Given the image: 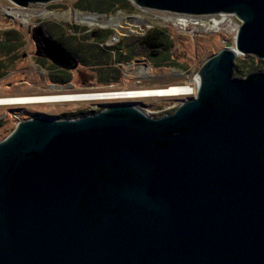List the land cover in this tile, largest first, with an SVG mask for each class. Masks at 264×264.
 Returning <instances> with one entry per match:
<instances>
[{
    "label": "water",
    "instance_id": "obj_1",
    "mask_svg": "<svg viewBox=\"0 0 264 264\" xmlns=\"http://www.w3.org/2000/svg\"><path fill=\"white\" fill-rule=\"evenodd\" d=\"M134 2L234 14L236 49L162 117L119 101L20 121L0 141V264H264V71L235 77L240 54L264 58V0Z\"/></svg>",
    "mask_w": 264,
    "mask_h": 264
},
{
    "label": "rangeland",
    "instance_id": "obj_2",
    "mask_svg": "<svg viewBox=\"0 0 264 264\" xmlns=\"http://www.w3.org/2000/svg\"><path fill=\"white\" fill-rule=\"evenodd\" d=\"M77 3H79V0H57L48 4H32L29 7H20L10 0H0V39L3 40L12 37L16 32L22 37L25 43L18 50L16 56L18 58L17 63L8 70V75L0 78V97L7 98L12 96L19 97L22 95L43 94L58 95L51 94L50 92L48 93L46 85L47 77L43 73L46 67L40 65L35 58V47L31 40L30 28L41 23L50 27L53 26L54 30H57V28L61 26L75 27L78 33L87 29H102V31L108 35V38L105 40L92 39L91 36H86L84 33L75 36L78 45H92L96 46L98 49L102 47L107 48L106 54L102 56V60H97L95 62L103 66H93L91 68L94 71L91 73V80L97 81L104 89L114 92L117 90H139L166 88L173 85H188L195 89V91L170 97L144 96L105 100H91V98L89 100V98H84L87 100L75 99L69 101L63 100L62 102L46 101L39 103L0 105V141L9 136L17 127L18 123L25 120V117L30 118L34 113L41 115L39 111H43L51 116L65 118L67 115L81 111H89V113H91V111L95 110L96 105L100 103L135 101L138 102V106L143 111L154 117H162L168 113H172L180 106L182 99L197 94L198 88L196 90L195 84L196 81L199 80V71L204 63L213 54L220 52L222 49L236 46V36L242 25V21L234 14L197 17L188 15L193 18H201L190 22L189 26L184 28L173 21H164L163 18L169 17L171 14L174 15V13L141 8L134 0H124L122 2L123 7L119 5L120 8H118L117 11L100 13L99 16H101V18H111L114 15H122L126 17V19L143 17L146 21L153 23V25L148 27L149 29L147 28L148 30H144L140 33L119 36L113 28H93L78 24L75 21H64L57 18H43L40 16L44 11L64 12L71 10L72 13L75 14L76 10H80L85 13H99L82 10L76 7ZM15 8L26 12L34 11V14L33 16H29L27 13V15L23 13L15 15L6 11L7 9ZM157 15L159 19L155 18ZM25 18H27L28 21H25ZM74 18L76 19V17ZM213 18L223 21L217 29L210 27L213 24V22H211ZM138 23L136 24L137 26H139ZM157 27L167 31L170 42L173 45L169 61L176 62L177 66H171V64L162 61V66L158 67L155 63L150 61L147 56L139 54L127 60L125 57H128L130 54L128 44L134 43L139 37L145 36L152 29ZM112 39H114L113 42H111ZM96 41H98L99 44H97ZM136 51L142 50L136 49ZM4 56L6 55L2 54L1 58ZM141 68L146 70L145 72H147V75L145 73L140 75ZM254 71H264V58L260 59L254 55L243 54H240L236 58L235 77L247 78V76ZM108 73L113 76L112 82L108 81ZM73 80L74 82L76 81L75 79ZM80 85L81 83L78 82L77 86ZM57 93L62 94L63 92ZM100 110L101 107L96 108V112Z\"/></svg>",
    "mask_w": 264,
    "mask_h": 264
},
{
    "label": "flooded vegetation",
    "instance_id": "obj_3",
    "mask_svg": "<svg viewBox=\"0 0 264 264\" xmlns=\"http://www.w3.org/2000/svg\"><path fill=\"white\" fill-rule=\"evenodd\" d=\"M69 11L72 18L76 17L74 16L76 14L72 13L71 10ZM70 21L76 22V19L74 18ZM30 33L32 43L35 47V58L38 60L40 65L46 67V70H43V73L47 77L46 85L48 93L50 92L51 94H59L57 92H63L62 94H66L87 91L93 93L109 92V90L102 88L97 81L91 80V73L94 72L91 68L93 66H103L98 65L95 62L97 60H102V56L106 54L107 48L102 47L98 49L96 46H84L83 44L82 46L78 45L75 40V36L81 33H84L89 37L91 36L92 39L105 40L108 38V35L105 34L102 29H87L78 33L75 27L61 26L58 27L57 30H54L53 26L50 27L41 23L37 26L31 27ZM6 39L9 40L11 45L15 44V46H17L21 41V36L15 32L14 36L8 37ZM48 39H52L56 43H59L64 53L61 54L56 50H50L46 45V41ZM96 42L99 44L98 41ZM17 54L18 49H15L8 54H4L6 56L1 58L5 64V68H3V70L5 69V71H7L6 75L9 74L8 70L17 63ZM108 78V81L112 82L113 76L110 73H108ZM73 79L76 81L74 82ZM78 82L81 83L80 86H77ZM139 93L140 91H136L131 95H137ZM92 112L95 111H91V113ZM39 113L43 114L45 112L39 111ZM35 115L38 114L34 113L32 116H30V118L34 117ZM27 118L29 117H25L24 119Z\"/></svg>",
    "mask_w": 264,
    "mask_h": 264
},
{
    "label": "bare ground",
    "instance_id": "obj_4",
    "mask_svg": "<svg viewBox=\"0 0 264 264\" xmlns=\"http://www.w3.org/2000/svg\"><path fill=\"white\" fill-rule=\"evenodd\" d=\"M7 12L11 14H28L29 16H33L34 11H22L18 9H7ZM26 14V15H27ZM76 22L81 25H87L90 27H102V28H113L116 30L117 34L119 36L121 35H126V34H134V33H140L142 31L148 30L149 26L153 25L152 22L146 21V19L142 18H135V19H126V17H123L122 15H114L111 18L99 16L97 13H85L80 10H76ZM224 14V13H223ZM181 15V14H179ZM174 13L169 15V17L163 18L165 22H175L184 28L189 26L190 22H193L195 20H198L199 18H193L191 16L185 15V16H179ZM43 18H57L59 20H64V21H70L73 20L74 18L71 17V13L69 10L66 12L60 13V12H50V11H44L43 13L40 14ZM197 17V16H195ZM155 18L159 19V16H155ZM25 21H28L27 18L24 19ZM139 22V23H138ZM197 22V21H196ZM211 22L213 24L210 26L211 28H219L220 24L223 22L221 20H218L216 18L211 19ZM139 24L137 26L136 24ZM148 28V29H147ZM118 38V37H117ZM114 39L111 40L113 42ZM236 49L235 47H233ZM144 68V67H143ZM146 70L140 69V75L145 73L147 75ZM139 74V73H137ZM182 74V73H178ZM145 75V76H146ZM150 76V75H148ZM199 77V76H198ZM199 79V78H198ZM196 90L199 88L200 85V80L196 81ZM140 91L139 94L137 95H131L133 92ZM136 89V90H124L121 92H85V93H66V94H58V95H27V96H19V97H0V105H10V104H20V103H39V102H46V101H59L62 102L63 100L69 101V100H75V99H80V100H87L84 98H91L93 99H100V100H105V99H120V98H128V97H144V96H176L180 94H186V93H191L194 92L195 89L188 85H173L170 87L166 88H150V89ZM198 91V90H197ZM75 94V95H71Z\"/></svg>",
    "mask_w": 264,
    "mask_h": 264
},
{
    "label": "trees",
    "instance_id": "obj_5",
    "mask_svg": "<svg viewBox=\"0 0 264 264\" xmlns=\"http://www.w3.org/2000/svg\"><path fill=\"white\" fill-rule=\"evenodd\" d=\"M123 1L124 0H79V3L76 4V7L85 11L111 13L117 11L120 6L123 7ZM24 44L25 43L22 37L20 43L17 46H15V44L11 45L7 39H0V77H3L7 73L5 69L3 70V68H5V64L1 60V55L8 54L15 49L19 50ZM128 47L130 49V54L128 57H125L127 60H130L132 57L139 54L147 56L148 59L155 63L158 67L162 66V61L166 62L167 64H171V66H177L176 62L169 61L171 57V48L173 45L170 42L167 31L163 28L157 27L152 29L145 36L139 37V39L134 43L128 44ZM136 49L142 51H136ZM87 114H89V111H81L67 115L65 118H77Z\"/></svg>",
    "mask_w": 264,
    "mask_h": 264
},
{
    "label": "built area",
    "instance_id": "obj_6",
    "mask_svg": "<svg viewBox=\"0 0 264 264\" xmlns=\"http://www.w3.org/2000/svg\"><path fill=\"white\" fill-rule=\"evenodd\" d=\"M147 70H148V69H147ZM121 91H123V90H117V91H114V92H121ZM98 107H100V106L97 104L96 107H95V110H93V111L96 112V108H98Z\"/></svg>",
    "mask_w": 264,
    "mask_h": 264
},
{
    "label": "crops",
    "instance_id": "obj_7",
    "mask_svg": "<svg viewBox=\"0 0 264 264\" xmlns=\"http://www.w3.org/2000/svg\"><path fill=\"white\" fill-rule=\"evenodd\" d=\"M22 96H26V95H22ZM12 97H18V96H12Z\"/></svg>",
    "mask_w": 264,
    "mask_h": 264
}]
</instances>
